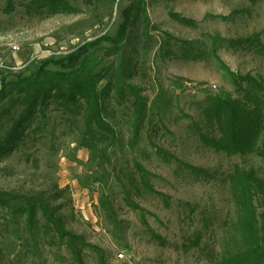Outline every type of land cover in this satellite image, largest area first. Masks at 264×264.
<instances>
[{
	"label": "rangeland",
	"instance_id": "374dc122",
	"mask_svg": "<svg viewBox=\"0 0 264 264\" xmlns=\"http://www.w3.org/2000/svg\"><path fill=\"white\" fill-rule=\"evenodd\" d=\"M9 1L0 0V80L29 75L39 60L114 36L132 3L139 2L124 45L133 55L131 81L146 101L134 149L128 147V110L114 104L107 116L121 140L111 150L117 169L129 172L139 161L156 191L133 196L140 206L135 210L123 199L117 173L107 183H90V151L65 135L56 111L32 123L20 149L0 156V190L49 199L66 230L98 246L108 264H241L247 248L238 229L242 213L233 178L252 171L264 180V158L257 149L230 154L210 146L222 130L194 102L217 94L240 100L263 127L256 147L264 145V93L250 79L235 84L211 55L214 36L256 38L252 46L215 51L237 76L264 84V0H67L79 10L74 13L35 10L32 0H13V10L5 12ZM176 40L206 42L210 54L182 58ZM112 46L104 41L93 53L96 71L122 53ZM8 127L0 124V136ZM156 145L165 154H157ZM106 195L111 204L101 206ZM261 203L253 199L264 212ZM11 217L0 212V264H75L70 243L84 264H99L94 252L81 249L77 239H61L45 220L38 223L36 241L25 247L16 242L10 252L12 242L4 241L1 229Z\"/></svg>",
	"mask_w": 264,
	"mask_h": 264
},
{
	"label": "trees",
	"instance_id": "16d2710c",
	"mask_svg": "<svg viewBox=\"0 0 264 264\" xmlns=\"http://www.w3.org/2000/svg\"><path fill=\"white\" fill-rule=\"evenodd\" d=\"M138 5L139 2L132 3L114 36L86 42L60 57L51 56L39 60L38 69L29 75L18 73L15 79L7 80L3 77L0 80V124H9L8 129L0 136V156L20 149L32 123L39 121L41 116H48L50 111H56L62 123H65V135L72 137L73 143L90 151V183H107L114 176L113 173H117L115 176L121 181L123 199L135 210L140 209V206L133 196L156 190L150 182V171L139 161H136L135 169L129 172L123 168L117 169L111 150L121 140L107 113L109 114L114 104L122 105L128 110L132 132L128 147L134 149L141 137L146 101L139 87L131 81L134 71L133 55L124 45L129 38L134 19L138 17L135 11ZM31 6L32 9L47 10L50 13L79 11L67 0H32ZM12 10L13 0H10L5 12ZM255 39L232 40L214 36L211 39L214 53L211 55H214L220 68L235 84L238 79H250L254 89L264 93L262 81L250 76H237L215 51L225 45L252 46ZM104 41L113 45L110 50H122V53L110 65L96 71L92 56L96 50L102 48ZM179 41L176 40L175 45L182 58L202 59L210 54L206 42ZM103 81L105 83L100 86ZM194 104L209 122L216 118L222 130L220 140L209 139L210 146L230 154L257 149V153L264 158V145L259 149L255 145L263 127L256 126L240 100L217 94L204 100H196ZM155 147L157 154H165L161 146ZM233 180L242 213L238 229L247 248L241 253V264H264V212L258 211V206L253 204V199L259 197L262 201L261 207H264V180L252 171L242 172ZM59 195L60 192H57L53 199H57ZM100 204L110 206L109 196L102 198ZM55 209L44 196H21L0 190V212L6 210L12 214L11 218L4 220L1 229L4 241L12 242L10 252L15 250L16 242L25 247L36 241L38 223L45 220V226L55 231L61 239H77L81 249L87 248L96 254L99 264H108L98 246L87 243L82 237L66 230ZM69 248L75 264H84L81 254L71 243Z\"/></svg>",
	"mask_w": 264,
	"mask_h": 264
}]
</instances>
